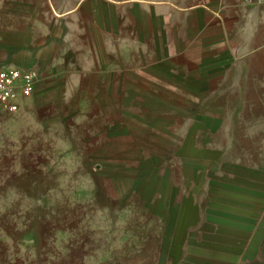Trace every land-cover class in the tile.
I'll return each mask as SVG.
<instances>
[{
	"label": "crops",
	"instance_id": "1",
	"mask_svg": "<svg viewBox=\"0 0 264 264\" xmlns=\"http://www.w3.org/2000/svg\"><path fill=\"white\" fill-rule=\"evenodd\" d=\"M16 68L88 117L160 264H264L261 0H0V69Z\"/></svg>",
	"mask_w": 264,
	"mask_h": 264
},
{
	"label": "rangeland",
	"instance_id": "2",
	"mask_svg": "<svg viewBox=\"0 0 264 264\" xmlns=\"http://www.w3.org/2000/svg\"><path fill=\"white\" fill-rule=\"evenodd\" d=\"M48 102L0 114V264H160L144 211L96 168L88 117Z\"/></svg>",
	"mask_w": 264,
	"mask_h": 264
},
{
	"label": "built area",
	"instance_id": "3",
	"mask_svg": "<svg viewBox=\"0 0 264 264\" xmlns=\"http://www.w3.org/2000/svg\"><path fill=\"white\" fill-rule=\"evenodd\" d=\"M261 6L264 8V0H261ZM38 81L39 74L35 69H0V114L16 112L21 100L31 94Z\"/></svg>",
	"mask_w": 264,
	"mask_h": 264
}]
</instances>
